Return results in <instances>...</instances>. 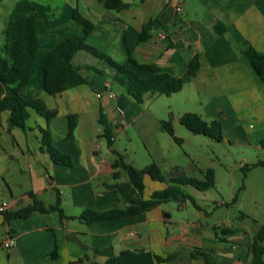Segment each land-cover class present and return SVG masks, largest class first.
Returning <instances> with one entry per match:
<instances>
[{
	"label": "crops",
	"instance_id": "crops-1",
	"mask_svg": "<svg viewBox=\"0 0 264 264\" xmlns=\"http://www.w3.org/2000/svg\"><path fill=\"white\" fill-rule=\"evenodd\" d=\"M121 1L128 7L107 9L103 0H0V32L7 20L27 13L31 6L39 15L37 56L20 94L40 97L47 108L57 112L47 122L31 111L21 128L12 126L9 111L0 108V204L5 202L6 211H14L31 204L32 195L45 206L53 205L58 197L63 213L70 217L63 218L55 210H34L26 217L5 221L0 212V264H107L115 257V264H203L201 257L190 256L194 248L205 251L215 264H249L252 237L263 224L255 218L252 226L223 219L218 224L211 219L210 208L196 201L195 207L184 197L118 219L85 222L78 218L87 209L125 208L141 197L133 189L129 171L111 165L119 154L138 168L114 148L116 134L124 130V120L117 117L127 116L111 79L93 81L83 74L92 86L83 84L56 95L43 89L47 54L59 41L83 34L81 25L69 24L74 9L94 24L86 42L113 60L127 61L128 47L137 63L153 65L152 73L165 71L180 77L183 87L179 92L185 87L193 90L198 79L213 96L204 108L218 115L230 112L236 139L248 143L259 152L258 159H264V149L259 146L264 138V83L243 53L250 46L264 52V0ZM186 1L189 13L184 14ZM153 18L160 24L147 40L137 42L142 25ZM217 25L220 31H216ZM194 54H198L199 68L189 76L186 64ZM87 56L86 51H79L73 62L88 65ZM94 57L95 63L102 60ZM110 70L112 75L114 69ZM109 91L113 97L107 95ZM10 94L0 82V101ZM69 113L77 121L73 138L66 137ZM180 115L172 123L173 130ZM101 120L111 127V146ZM157 121L161 127L163 119ZM45 127L52 146L70 156V165L54 162L41 149L40 128ZM154 146L147 150L165 159L160 143ZM180 168L169 165L161 171L167 178L185 176L184 171L191 173L195 165L191 162L186 170ZM143 181V198L165 186L147 175ZM7 237L14 243L4 248L2 241ZM55 247L56 257H52ZM154 255L173 257L156 261Z\"/></svg>",
	"mask_w": 264,
	"mask_h": 264
},
{
	"label": "trees",
	"instance_id": "trees-1",
	"mask_svg": "<svg viewBox=\"0 0 264 264\" xmlns=\"http://www.w3.org/2000/svg\"><path fill=\"white\" fill-rule=\"evenodd\" d=\"M103 5L107 9L121 10L128 7V4L121 0H103ZM39 20L35 8L31 6L27 13L19 14L13 19L7 20L4 29L3 43L0 45V82L5 84L11 94L0 101V108L9 111V121L12 126L23 128L30 112L34 111L43 116L48 122L56 116L55 109H49L40 97L24 98L20 90L28 84L31 70L36 60L38 40L36 23ZM71 25H81L82 35H73L59 41L54 48L47 54L43 63L42 86L48 95H56L65 90L90 83L83 75V69L97 71L90 65H78L73 62L74 56L79 51H86L103 61H105L114 73L111 81L123 87L126 94L135 102H142V95L145 93L171 95L179 92L183 87V80L165 71L152 73L153 65L137 63L131 57V50L127 47L128 58L125 62H117L109 55L98 51L95 47L86 42L87 35L93 29L94 24L85 18L77 9H74L69 21ZM160 22L156 19L146 21L138 34L137 42L147 40L151 35V30ZM216 31H220V26H216ZM245 57L253 67L256 74L264 83V52H259L253 47H248L243 51ZM189 76H194L199 68L198 54H194L186 64ZM67 138L74 137V130L77 124L76 115L69 113L66 115ZM107 145H112L111 127L106 121H102ZM179 123L193 134L211 137L217 141L223 139L222 125L219 119L211 121L204 120L195 112H184L179 117ZM161 128L174 137L172 118L161 121ZM175 138V137H174ZM41 149L49 154L51 159L63 165H70L69 155L60 152L51 144V136L48 128H40ZM259 146L264 149V138L259 141ZM113 168H124L129 171L133 189L137 196L141 197L139 202L131 203L125 208H112L107 210L95 211L85 210L78 218L85 222L104 221L118 219L121 217L132 216L150 210L162 203L173 201L179 197L188 199L195 207H198L194 198L183 190V186H192L196 190L206 191L215 185V172L208 167L202 172V178L190 176H176L167 178L162 173L158 164L154 161L141 168H135L126 163L121 155L112 162ZM255 167H264V159H258L250 164H244V171ZM147 175L151 180L161 182L165 186L161 189L152 191L147 197L143 198L145 184L143 177ZM33 202L27 206L14 211H4V220L12 218H23L32 211H58L61 217H67L60 206V200L55 198L53 205L45 206L42 201L32 195ZM234 199V198H233ZM166 216V214L164 213ZM57 247L51 252L52 257H56ZM251 260L249 264H264V225L253 235L250 244ZM191 257H201L203 264H215L210 261L208 254L200 248L190 251ZM173 255L160 257L154 255L156 261H169ZM118 257L109 259L107 264H115Z\"/></svg>",
	"mask_w": 264,
	"mask_h": 264
},
{
	"label": "rangeland",
	"instance_id": "rangeland-1",
	"mask_svg": "<svg viewBox=\"0 0 264 264\" xmlns=\"http://www.w3.org/2000/svg\"><path fill=\"white\" fill-rule=\"evenodd\" d=\"M186 13H189L187 1L184 14ZM2 43L3 35L0 32V45ZM86 53L89 60L85 62L97 71L83 69V74L87 78L93 77V81L99 79L102 82L105 78L110 80V66L102 60L95 63L92 60L95 57ZM112 84L117 97L123 98L121 109L127 116L124 119L117 117V120H124L121 124L124 130L116 134L114 144L118 152L138 168L155 160L163 171L169 165L186 170L193 162L195 169L191 173L184 171L183 174L199 179L202 178V172L211 167L215 172L213 188L202 192L192 186H183V190L202 207L210 208L213 212L211 219L218 224L223 219L231 224L252 226L255 218L264 225V167L247 171L242 169L244 164L258 160L259 152L245 141L236 139L230 112H225L224 117L204 108L213 97L211 91L203 88V84L197 79L193 90L185 87L181 92L169 96L145 93L142 95V102L137 103L123 93L117 83ZM89 86H92L91 82ZM186 111L198 113L206 121L219 119L222 122L223 139L217 141L208 136L193 134L178 121L174 123V138L157 121V118L167 120L171 117L173 123L175 118ZM155 143H160L163 147L162 156L165 159H160L157 152L147 150L155 147ZM221 201L226 204L218 205Z\"/></svg>",
	"mask_w": 264,
	"mask_h": 264
},
{
	"label": "built area",
	"instance_id": "built-area-1",
	"mask_svg": "<svg viewBox=\"0 0 264 264\" xmlns=\"http://www.w3.org/2000/svg\"><path fill=\"white\" fill-rule=\"evenodd\" d=\"M176 9L179 11L180 10V7H176ZM107 95L109 97H113L114 96V93L113 91H109L107 92ZM6 207H7V203L3 202L0 204V212H4L6 211ZM14 241L11 237H7L4 241H2V246L4 248H9L13 245Z\"/></svg>",
	"mask_w": 264,
	"mask_h": 264
}]
</instances>
